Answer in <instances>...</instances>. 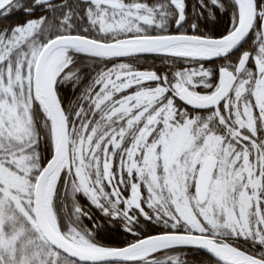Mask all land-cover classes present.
I'll use <instances>...</instances> for the list:
<instances>
[{"label":"snow or ice","instance_id":"6c2138e0","mask_svg":"<svg viewBox=\"0 0 264 264\" xmlns=\"http://www.w3.org/2000/svg\"><path fill=\"white\" fill-rule=\"evenodd\" d=\"M0 264H264V0H0Z\"/></svg>","mask_w":264,"mask_h":264},{"label":"trees","instance_id":"16d2710c","mask_svg":"<svg viewBox=\"0 0 264 264\" xmlns=\"http://www.w3.org/2000/svg\"><path fill=\"white\" fill-rule=\"evenodd\" d=\"M191 2H192V0H189V3H191ZM220 23L223 24V20H222V19H221ZM210 26H211V25H210ZM188 258H189V260H192L194 257H193L192 254L190 253Z\"/></svg>","mask_w":264,"mask_h":264}]
</instances>
